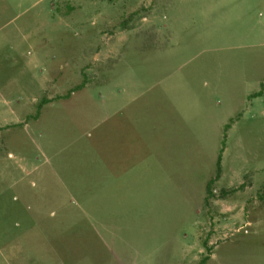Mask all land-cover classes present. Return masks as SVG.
Returning <instances> with one entry per match:
<instances>
[{"label": "rangeland", "instance_id": "rangeland-1", "mask_svg": "<svg viewBox=\"0 0 264 264\" xmlns=\"http://www.w3.org/2000/svg\"><path fill=\"white\" fill-rule=\"evenodd\" d=\"M263 81L264 0H0V264H264Z\"/></svg>", "mask_w": 264, "mask_h": 264}, {"label": "crops", "instance_id": "crops-1", "mask_svg": "<svg viewBox=\"0 0 264 264\" xmlns=\"http://www.w3.org/2000/svg\"><path fill=\"white\" fill-rule=\"evenodd\" d=\"M263 83L264 81L260 83V87L257 92H254L253 94L249 95L250 98L257 99V97H261V95H264V88L261 90V85ZM127 86L128 87L126 88V92L128 93H126V95L131 96L130 99H134V95L129 93V89L133 90V89H136V87L132 83L130 85L128 84ZM261 91L262 93H260ZM117 128H118L117 124L115 125V130H114L113 124H111L110 126V143H111L110 144V166H109L110 171H113L115 168L117 169V162H120L121 165H119V167H121L123 170H126V171L131 170L132 173L134 169L136 171L143 170V164L141 165V163L144 160V152L141 151V149L134 148L133 144H131L130 147L126 145L124 150L120 148L117 149V144L115 143V140L117 142V139H116ZM114 134H115V139H114ZM132 141H134V139H132ZM127 142H128V138L126 137V143ZM113 144H114V147H113ZM225 151H226V148H224L222 151L221 163H220V176L216 182L218 183L223 182L224 186L222 185L223 187L222 189L225 188L226 190L234 191L235 193L241 190L243 191L244 189L253 187L254 185L253 179L257 175L259 176L260 173L264 172V168H261V169L257 168L255 171H251L246 174L241 172L240 174H237L235 178L231 176L229 180H224L223 157H224ZM120 155H122L121 158H120ZM136 161H137V164L134 165V162L136 163ZM135 178L139 180L141 176L137 174ZM136 184L137 183L133 182V185H136ZM262 185H264V180H263V183H261L260 181V184L258 185V188H257V194L260 193ZM257 194L253 195L254 197H252V199H255ZM257 199L260 200L259 198Z\"/></svg>", "mask_w": 264, "mask_h": 264}, {"label": "trees", "instance_id": "trees-1", "mask_svg": "<svg viewBox=\"0 0 264 264\" xmlns=\"http://www.w3.org/2000/svg\"><path fill=\"white\" fill-rule=\"evenodd\" d=\"M221 156H222V155H219L218 160H217V175H216L215 180L218 179L219 176H220V163H221Z\"/></svg>", "mask_w": 264, "mask_h": 264}]
</instances>
